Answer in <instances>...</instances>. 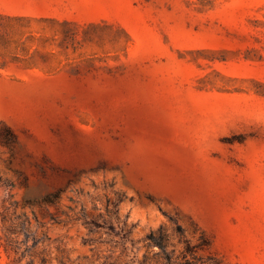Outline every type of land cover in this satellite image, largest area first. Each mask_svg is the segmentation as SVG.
Segmentation results:
<instances>
[{
	"label": "rangeland",
	"instance_id": "374dc122",
	"mask_svg": "<svg viewBox=\"0 0 264 264\" xmlns=\"http://www.w3.org/2000/svg\"><path fill=\"white\" fill-rule=\"evenodd\" d=\"M188 262L264 264V0H0V264Z\"/></svg>",
	"mask_w": 264,
	"mask_h": 264
},
{
	"label": "trees",
	"instance_id": "16d2710c",
	"mask_svg": "<svg viewBox=\"0 0 264 264\" xmlns=\"http://www.w3.org/2000/svg\"><path fill=\"white\" fill-rule=\"evenodd\" d=\"M150 239H151L153 244L159 245L160 248H164L165 247V241H161V239H159L155 234H152ZM188 264H190V262H188Z\"/></svg>",
	"mask_w": 264,
	"mask_h": 264
}]
</instances>
